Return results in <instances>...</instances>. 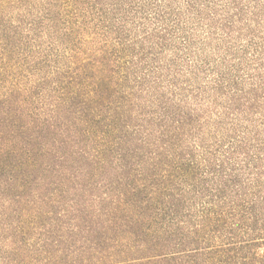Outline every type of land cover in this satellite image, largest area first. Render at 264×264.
<instances>
[{"label":"trees","instance_id":"16d2710c","mask_svg":"<svg viewBox=\"0 0 264 264\" xmlns=\"http://www.w3.org/2000/svg\"><path fill=\"white\" fill-rule=\"evenodd\" d=\"M0 264H264V0H0Z\"/></svg>","mask_w":264,"mask_h":264}]
</instances>
